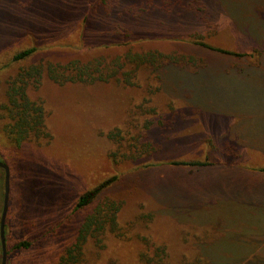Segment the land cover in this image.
<instances>
[{
    "label": "rangeland",
    "instance_id": "obj_1",
    "mask_svg": "<svg viewBox=\"0 0 264 264\" xmlns=\"http://www.w3.org/2000/svg\"><path fill=\"white\" fill-rule=\"evenodd\" d=\"M27 1L0 0V104L9 78L40 58L64 63L158 51L179 54L180 62H166L157 71L145 68L151 79L140 72L139 87L123 85L122 78L56 84L43 75L28 90L31 99L42 101L52 138L16 147L0 130V161L10 174L6 264H56L77 233L78 196L114 174L118 180L104 194L123 201L119 218L129 232L139 233L137 217L153 213L156 234L172 223V229L209 228L212 239L198 245L207 257L209 249L216 251L220 264H264V173L257 170L264 168V36L257 37L262 33L255 25L264 26V0L205 1L214 14L203 17L219 24L216 34L207 31L203 18L194 16L190 24L185 12H169L176 8L173 0L168 7L162 6L165 0H154L156 7L144 1L139 10L130 8L135 1L118 0L111 15L99 0ZM252 23L256 32L249 34ZM195 41L254 54L229 56ZM31 46L36 56L12 61L14 53ZM144 97L156 108L155 118L174 116L162 128L171 139L154 156L161 163L145 168L124 159L113 162L107 132L122 126ZM207 157L214 164L194 172L167 164ZM3 192L0 168V215ZM21 239L33 245L14 250L11 245ZM135 245L107 234L101 247L85 245L83 264H138Z\"/></svg>",
    "mask_w": 264,
    "mask_h": 264
},
{
    "label": "trees",
    "instance_id": "obj_2",
    "mask_svg": "<svg viewBox=\"0 0 264 264\" xmlns=\"http://www.w3.org/2000/svg\"><path fill=\"white\" fill-rule=\"evenodd\" d=\"M32 1L28 0L27 3ZM133 1L135 2L133 3ZM144 1L149 6L156 7L153 5L156 4L154 0H132L133 4L130 8L142 9L141 5ZM185 1L173 0L172 6L176 8L169 7L171 8L169 12H185L184 16L192 19L190 24L195 17L198 21L200 18L201 22L203 18V23L208 26L207 31L212 32V34H216L220 30L218 23L217 26H213L208 18L203 17L205 14L213 17L214 14L208 8V4L205 2L207 0H187L186 5ZM168 2L170 1H163L162 6L168 7ZM98 4L106 10L108 15L119 9L118 0H99ZM255 25L256 30L262 33V35H257V37L264 36V26L257 23ZM253 26L254 23L250 24L246 32L249 34L255 33L256 30L252 32ZM125 36H129V33L127 32ZM243 38L245 39V37ZM195 43L210 51L229 56L250 57L254 54V51L252 53H238L225 50L203 41H195ZM37 53L38 49L36 46L24 48L14 53L12 61L24 62L36 56ZM178 55L176 53L164 55L158 51H147L142 56L139 53L125 56L116 55L110 60L103 56H94L85 61L75 58L69 59L64 63H58L50 60L45 61L44 58H40L38 61L34 60L28 65H21L17 72L7 81L5 99L0 104V130L8 142L16 147L27 142L48 144L51 141L52 135L49 132L47 113L43 103L39 99H31L28 94L30 88L39 86L43 75H46L47 78L56 84L108 82L112 79L120 80L122 78L121 82L123 85L139 87V85H136V78H138L140 72L144 74V80L149 81L151 72L146 71L145 68L152 67L153 70L157 71L166 62L178 63L180 62ZM152 86L150 84L146 89L149 94ZM143 99V101L135 104V107L130 109L122 126L113 127L107 132V138L114 146V150L108 153V157L113 162L124 159L125 161L135 162V164L142 165L145 168L161 163L154 156L163 150V144L165 145L170 141L171 135L166 131L164 132L162 128L166 125L170 127L173 124L174 116L171 115L168 118L170 120L166 119L164 115L155 118L153 115L156 114V108L150 104L149 98L144 97ZM139 109L143 110L142 112L145 115L139 114ZM226 145V147H230L229 143ZM208 160V157L204 161L193 160L187 162L173 160L167 162V164L175 166L186 165L190 167L191 172H194L198 169L211 167L214 163ZM257 170L264 173V168ZM117 180L118 176L116 174L111 175L78 196L74 210L82 213V216L77 233L72 243L60 253L56 264H83L85 245L91 242L97 248L101 247L107 234H111L123 241L136 243L135 258L138 264H220L216 259L218 257L216 251L209 249V258L202 253V249L198 245L212 239L213 235L207 227L186 225L176 226L172 229V225H175V223H172L170 226L165 227L164 231L158 230L159 234H156L152 229L156 215L148 213L147 217H145L146 220L144 216H141V219L137 217L142 227L139 233L129 232L124 228L119 218V211L122 210L123 201L104 194ZM160 190L164 191L163 186H161ZM161 191L159 195L162 199L163 194ZM32 245V240L21 239L15 241L11 246L14 250H26Z\"/></svg>",
    "mask_w": 264,
    "mask_h": 264
},
{
    "label": "water",
    "instance_id": "obj_3",
    "mask_svg": "<svg viewBox=\"0 0 264 264\" xmlns=\"http://www.w3.org/2000/svg\"><path fill=\"white\" fill-rule=\"evenodd\" d=\"M0 168L4 171V192H3V205L0 215V250H1V263L6 264L7 260V250L5 242V218L8 209V196H9V167L6 163L0 161Z\"/></svg>",
    "mask_w": 264,
    "mask_h": 264
}]
</instances>
